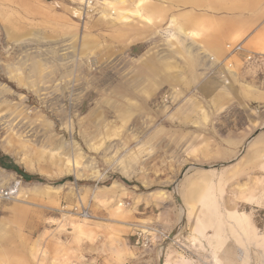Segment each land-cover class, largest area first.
Returning a JSON list of instances; mask_svg holds the SVG:
<instances>
[{"label": "rangeland", "instance_id": "rangeland-1", "mask_svg": "<svg viewBox=\"0 0 264 264\" xmlns=\"http://www.w3.org/2000/svg\"><path fill=\"white\" fill-rule=\"evenodd\" d=\"M102 12L101 0H0V176L21 179L25 194L63 184L55 201L0 202V264H264V106L235 105L220 127L197 128L212 120L203 105L225 99L186 92L199 82L180 74L179 48L164 47L162 30L148 41L137 17L134 40L133 18L114 23ZM164 56L167 79L148 66ZM208 131L245 136L240 157L197 158ZM207 177L213 198L199 193ZM75 204L90 217L72 213ZM79 223L93 224L89 238ZM136 229L147 230L146 247L135 245Z\"/></svg>", "mask_w": 264, "mask_h": 264}, {"label": "crops", "instance_id": "crops-1", "mask_svg": "<svg viewBox=\"0 0 264 264\" xmlns=\"http://www.w3.org/2000/svg\"><path fill=\"white\" fill-rule=\"evenodd\" d=\"M101 1V5L103 4L110 10L109 13L102 12V18L109 19L114 23H122L133 18L131 31L134 40L140 39V21L137 20V17H142L145 21L144 27H147L143 33L146 32L148 41L155 38V32L162 30L164 47L179 48L181 58L178 63L183 67L180 74L185 72L187 77L199 82L186 92L203 100L208 96L225 99L226 103L217 104V109H206L209 107L203 105L201 111L209 112L212 120L209 121L210 124L199 120L197 128L216 129L220 127V119L217 118L219 114L229 111L235 105L264 106V63L262 65L256 63L245 65L241 61L242 54L232 55V69H223L224 78L207 76V71L214 65L209 61V56H214L217 59L224 58L228 55L231 47L238 42H241L254 55L264 56V0H141L147 1L145 13H141L138 8L142 4H139L140 0L132 10L128 11L116 8V5L123 3L124 0ZM157 17H163L164 28L157 29ZM173 42L178 43L174 45ZM84 45L87 44L84 43ZM148 66L154 72L158 70L159 73H162L163 79L169 78L171 62L166 56L156 60L149 57ZM260 126H264V121ZM244 137L236 138L229 133L219 134V131L204 132L197 139V143L200 144L196 150V157L205 161L230 162L240 157L241 152L237 144ZM210 167H215V164L208 165V168ZM0 169L5 170L2 167ZM10 173L17 174L14 171ZM11 174L8 175L11 176ZM215 180L207 177L205 189L199 193L206 195L209 192V198L210 196L213 198ZM4 181L6 179L0 176V182ZM62 186L61 183L47 186V188L35 186L26 191L30 199L55 201L60 196ZM116 187L117 185L114 184L110 186V188ZM117 188H122V186ZM177 199L180 200L179 197ZM180 203L183 204L181 200ZM119 204L121 205V203ZM17 208H19L18 205L13 209ZM186 214L187 211L184 217H187ZM79 224L81 226L78 228L74 227L75 230H78L76 232L80 231L81 236L89 238L87 236L91 233L90 228L93 224ZM86 248H90V246L86 245L83 250ZM77 252L76 249L71 248L72 254Z\"/></svg>", "mask_w": 264, "mask_h": 264}, {"label": "built area", "instance_id": "built-area-1", "mask_svg": "<svg viewBox=\"0 0 264 264\" xmlns=\"http://www.w3.org/2000/svg\"><path fill=\"white\" fill-rule=\"evenodd\" d=\"M86 8V7H85ZM242 54L241 61L245 65L256 63L262 65L264 63L263 55H254L249 50H247L241 42L234 44L228 55L224 58L217 59L214 56H209V61L213 62L214 65L207 71V76H217L219 78L225 77V72L223 69H232L233 61L231 59L232 55ZM171 100V92L164 94V102H169ZM21 179L10 180L8 182H0V201L13 200L15 199L21 191ZM71 212L82 219H88L90 213L88 209L82 204H75L71 208ZM147 230L136 229L134 231V243L140 247H146L149 242L148 235H146ZM164 235V240H165Z\"/></svg>", "mask_w": 264, "mask_h": 264}, {"label": "bare ground", "instance_id": "bare-ground-1", "mask_svg": "<svg viewBox=\"0 0 264 264\" xmlns=\"http://www.w3.org/2000/svg\"><path fill=\"white\" fill-rule=\"evenodd\" d=\"M89 1H90V0H89ZM101 2H102V1H101ZM120 2H121V1H120ZM168 34H169V33H168ZM68 168L74 173V175H75V177H76L77 172H78V170H77L78 168H77V163H76L75 160H73L71 163L68 164ZM79 171H80V170H79ZM22 194L25 195V196H28V193L25 194L24 191L21 189L19 195L15 198V200H16V201H20V200H22V199H21V198H22V197H21ZM68 215H70V214H67V215L65 214L64 217H66V216H68ZM76 227L78 228V226H76ZM173 238H174V236H171V234L165 237L166 240H173ZM164 242H165V241H164Z\"/></svg>", "mask_w": 264, "mask_h": 264}, {"label": "trees", "instance_id": "trees-1", "mask_svg": "<svg viewBox=\"0 0 264 264\" xmlns=\"http://www.w3.org/2000/svg\"><path fill=\"white\" fill-rule=\"evenodd\" d=\"M11 169H13L14 171L18 172L22 175V177L25 179V180H28V179H32V176L28 173H25L24 171L18 169V167H16L15 165H13L11 167Z\"/></svg>", "mask_w": 264, "mask_h": 264}, {"label": "water", "instance_id": "water-1", "mask_svg": "<svg viewBox=\"0 0 264 264\" xmlns=\"http://www.w3.org/2000/svg\"><path fill=\"white\" fill-rule=\"evenodd\" d=\"M171 236H173V234ZM160 264H163V259H160Z\"/></svg>", "mask_w": 264, "mask_h": 264}]
</instances>
